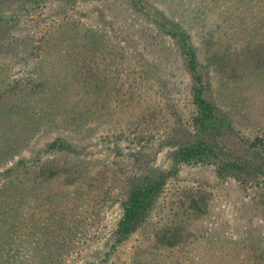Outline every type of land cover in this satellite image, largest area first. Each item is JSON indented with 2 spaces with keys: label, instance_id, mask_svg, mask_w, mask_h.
Instances as JSON below:
<instances>
[{
  "label": "rangeland",
  "instance_id": "obj_1",
  "mask_svg": "<svg viewBox=\"0 0 264 264\" xmlns=\"http://www.w3.org/2000/svg\"><path fill=\"white\" fill-rule=\"evenodd\" d=\"M258 1L149 0L153 11L191 34L210 95L228 115L234 138L249 139L247 148L264 138ZM135 2L0 0V19L15 23V38L5 39L30 38L29 45L0 41V148L7 151L0 154V214L20 219L11 246L1 231L7 250L0 258L9 264H264V175L244 181L203 162L172 168L179 145L172 139L180 129L192 132L197 113L193 78L170 34L153 15L147 22L134 14ZM37 82L55 86L56 108L33 106L29 92ZM43 90L38 94L50 96ZM69 113H77L76 129ZM56 137L76 139L79 150L50 149ZM21 160L30 161V171L20 181L6 169ZM148 163L165 172L164 183L124 236L118 225L130 182Z\"/></svg>",
  "mask_w": 264,
  "mask_h": 264
},
{
  "label": "trees",
  "instance_id": "obj_2",
  "mask_svg": "<svg viewBox=\"0 0 264 264\" xmlns=\"http://www.w3.org/2000/svg\"><path fill=\"white\" fill-rule=\"evenodd\" d=\"M263 1L264 0L258 1V3H260V7L258 8L259 11H264ZM134 6L136 8L133 7V9L138 13L134 12V14L137 16L143 15L147 22L152 18L149 17V14L153 15L152 21L159 25V29L163 28L165 32L170 34L171 41L175 43L179 49L181 56H183L184 63L186 67L188 66L193 78V101L197 106V113L194 118L192 132L189 133L187 130L184 131L180 129L177 132V136L181 138L173 137L172 139L176 140L179 144L175 149L173 170L175 171L178 167V163L181 162H203L216 163L218 173L222 176L234 174L244 181L249 178H256L260 174L264 175V138L256 137L252 139L249 142L250 148L246 147L249 139L242 136L234 138V129L228 115H226L221 108H218V105L214 103L210 95L208 73L203 64L199 63L197 48L193 41H191V34L183 30L180 23L171 21V17H168L167 14L153 11L149 4V0H136ZM260 13L262 15L260 17L263 18L264 23V12ZM236 17L237 15L233 16L231 20L238 19ZM9 24L8 21L0 19V41L3 42V44L11 43L13 45L14 43H25L29 45L30 38L27 40V37H21L19 40L16 39L15 42L14 40H6L10 39L11 36L15 38L14 35H12L15 23ZM159 29H157V32H159ZM151 30L154 31V29ZM45 42L46 40H44L43 44H45ZM132 43L135 44L136 41ZM211 44L210 42V45ZM46 56L47 54H45V57ZM144 60L146 64L151 67V62L147 59ZM147 73H150V71L147 70ZM36 84L39 85L31 86V88H35V91L32 93L29 92V98L32 96L31 100L33 106H42L40 107L41 110L43 109L45 111H48L47 109L56 108L57 105H55L52 99L54 85L51 86L50 83L46 82H37ZM65 84L66 83H64L62 87L66 88ZM41 87H44L43 91L48 90L50 96L44 94L43 96L39 95L38 93L41 92ZM70 95L71 93L68 94L67 97L70 98ZM24 102L27 103V99H24ZM31 113H33L32 116L35 118L36 113L33 111ZM76 114L77 113H73L71 115L69 113L70 122L73 121L74 125H76L75 129L79 126ZM47 120L53 122L51 117H47L46 121ZM71 138L65 140L56 137L49 143V147L50 149H63L68 152L72 151V153H76L79 150L76 149L78 148L75 142L76 139L74 140L72 138L74 140L72 141ZM79 138L83 137L79 136ZM2 139H5L3 133L0 134V140ZM0 152V154H3L7 151L0 148ZM139 160L143 161V158L140 157ZM29 163L30 161L21 160L18 164H15V166L13 165L6 169V172L12 171L13 175H16L15 177L20 181L22 178L28 179L27 174L30 171ZM161 170L162 169L152 167L149 163L146 165L144 164L142 173L137 174L135 178L131 180L128 196L123 205L124 214L118 225V230L122 235L127 236L132 233L137 228L139 220L142 219L147 209L155 202L159 188L164 183L165 172ZM13 181H16V179H13ZM1 215L4 214H0V235L1 231L2 234L6 235V239L8 238L6 247H8L11 245L7 244L13 243V231L15 232V228L18 227L20 219L17 218V214L15 216L16 218L13 214V217H7L8 219L5 216L1 217ZM15 219H18V222H16ZM65 243L70 244L69 239H67ZM4 249L5 247L1 248L0 246V256L3 254ZM6 250L7 249H5V251ZM5 260L7 259L0 258V263L9 264V262H5ZM47 264L51 263L47 262Z\"/></svg>",
  "mask_w": 264,
  "mask_h": 264
}]
</instances>
